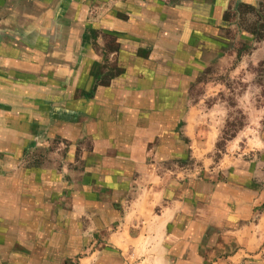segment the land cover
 <instances>
[{"label": "crops", "instance_id": "obj_1", "mask_svg": "<svg viewBox=\"0 0 264 264\" xmlns=\"http://www.w3.org/2000/svg\"><path fill=\"white\" fill-rule=\"evenodd\" d=\"M230 6L0 0L1 122L69 91L80 119L70 127L93 140L80 178L64 176L63 204L53 184L1 180L0 264H264V110L224 138L227 108L207 103L214 83L192 97L217 66V23ZM91 32L118 44L119 72L107 82L92 75ZM252 56L264 61V41Z\"/></svg>", "mask_w": 264, "mask_h": 264}, {"label": "rangeland", "instance_id": "obj_2", "mask_svg": "<svg viewBox=\"0 0 264 264\" xmlns=\"http://www.w3.org/2000/svg\"><path fill=\"white\" fill-rule=\"evenodd\" d=\"M213 1L205 0L207 4ZM176 2L178 0H169L170 4ZM217 24L215 44L222 49V54L220 59L217 58V66L201 74V85L194 87L192 97L202 98L209 91L208 82L214 83L213 91L217 90L219 94L207 103L224 102L228 111L224 138H229L248 125V113L264 110V61L256 62L257 56H252L254 49L264 41V0H255L250 5L231 0V6L222 16V23L219 21ZM86 39L92 41L99 55V61L92 69L95 83L109 81L119 72V55L113 53L118 50L116 40L102 37L97 32L89 33ZM140 56L148 55L140 53ZM203 60L209 63L216 59L212 54L205 53ZM203 82L205 85H202ZM44 88L42 86V90ZM72 96L73 93L68 91L62 100L42 102L39 112L29 110L23 118H2V122L0 119V183L10 175L14 180H22L13 184L25 185L28 189L31 187L28 184L35 183L33 187H45L48 191L49 185L53 184L58 190L55 194L57 204L64 203V176L80 178L84 166L82 157L91 150L93 143L90 135L83 136L70 127V124L80 120L66 107L65 98ZM7 129L11 135L6 134ZM6 142L12 150H5ZM16 144L18 149L13 148ZM7 154L9 158L4 157ZM36 175L37 181H31ZM48 175H56V184L47 180ZM8 184L5 181V185ZM24 195L30 196L31 192ZM51 202L54 203L53 200Z\"/></svg>", "mask_w": 264, "mask_h": 264}, {"label": "trees", "instance_id": "obj_3", "mask_svg": "<svg viewBox=\"0 0 264 264\" xmlns=\"http://www.w3.org/2000/svg\"><path fill=\"white\" fill-rule=\"evenodd\" d=\"M261 40H262V37H261Z\"/></svg>", "mask_w": 264, "mask_h": 264}]
</instances>
